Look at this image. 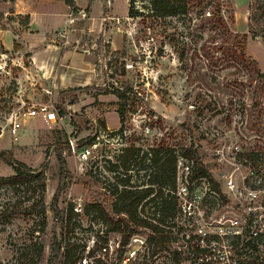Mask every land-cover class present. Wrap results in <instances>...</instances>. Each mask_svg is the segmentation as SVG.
Instances as JSON below:
<instances>
[{"label":"rangeland","instance_id":"1","mask_svg":"<svg viewBox=\"0 0 264 264\" xmlns=\"http://www.w3.org/2000/svg\"><path fill=\"white\" fill-rule=\"evenodd\" d=\"M25 1L18 3L24 5ZM15 2L0 0V154L33 170L40 169L45 179V227L40 235L33 217L26 214L13 216L9 222L0 218V264H11L16 252L31 241L41 244V264H44L50 248L60 241L59 212L67 205L79 215L72 218L67 229V237L78 245L75 264H188L187 255L173 259L169 244L162 247L148 242L151 238L148 230L130 226L128 241L120 246L121 234L109 233L105 224L82 215L84 205L93 201L109 211L113 203L109 191L115 185L120 189L119 180L128 178L131 186L146 187L144 172L137 170L138 157L151 149L191 146L210 177L219 179L222 174H231L237 184L247 183L264 194V175L257 173L260 166H251L253 175L243 181L248 175L246 168L235 170L229 162L219 163L212 155V150L222 145L226 153L228 147L236 145L242 155L264 148V130H250V102L245 100L241 116L237 106L226 103L228 96L212 92L210 95L222 104L221 114L211 116L204 111L197 116L190 105L195 104L196 93L203 94L204 90L199 91L195 83L185 80L187 71L180 69L172 49L165 46L162 56H156L155 51L160 48L157 41L146 38L140 20L124 16L126 0H111L109 9L101 7L100 18L90 32L89 22L76 21L66 32L62 29L45 35L27 30V16L16 14ZM253 3V0H205L204 17L205 12L220 4L224 21L228 25L232 22L230 28L246 33L248 15L253 13L249 7ZM105 16L117 19L118 23L105 24L101 20ZM55 32L65 34V38L56 37ZM211 32L206 23L200 35L206 39ZM62 51L92 57L89 71L76 72L69 67L76 65L69 64L62 67L65 73L61 83L55 71L60 67L56 58ZM245 54L264 73V38L252 40L247 35ZM124 89L130 93L122 104L113 93ZM39 103L55 110L58 117L55 123L39 126L38 116L31 120L22 115ZM119 105L121 130L115 113ZM226 115H230V123L224 120ZM14 120L20 127L11 136L9 129ZM92 145L91 158L86 163L77 162L78 151ZM128 147L138 149L139 153L138 157H131L125 173L120 158ZM10 175L11 168L0 161V177ZM28 196L29 193L24 200ZM5 199L14 201L9 190L0 192V206ZM142 204L144 214L138 216L147 217L150 205L139 203ZM53 205L57 213L52 211ZM259 221L263 234L264 212ZM248 250L249 254L241 256L243 259L255 257L264 264V241L256 249ZM92 258L97 262L93 263Z\"/></svg>","mask_w":264,"mask_h":264},{"label":"trees","instance_id":"2","mask_svg":"<svg viewBox=\"0 0 264 264\" xmlns=\"http://www.w3.org/2000/svg\"><path fill=\"white\" fill-rule=\"evenodd\" d=\"M62 1L67 6H71V0ZM204 1L199 0L194 3L191 0H138V6H136L137 0H127L125 16L128 19L140 20L144 25L143 33L146 34V38L157 41L160 47L155 51L157 57H161L164 53L163 47L172 49L180 69L187 71L185 80L195 83L199 91L204 90L203 94L196 93L195 104L190 105L197 116H201L204 111L211 113V116L221 114L222 104L210 95L213 92L228 96L226 103L229 106H237L241 116L245 110V100H248L250 130L254 131L256 128L257 132L263 131L264 73L256 69L253 60L246 56L245 42L247 35L252 40L258 37L264 38V0H253V5L249 7L253 13L248 15L246 33H237L230 28L232 22L228 25L224 21L220 4L216 5L213 11L205 12L207 16L204 17L206 6L203 4ZM25 18L27 24V17ZM206 23L212 34L203 39L200 33L204 30ZM221 72L226 73L220 76ZM129 93V89H124L114 91L113 95L123 104L127 101ZM115 113L121 130V105ZM224 120L230 123V115H226ZM138 153L139 150L133 147L123 150L120 158L123 172L126 173L129 170L128 162L131 157H138ZM177 155L194 161V175L203 176L207 173L199 163L195 149L191 146L171 145L151 149L138 157L137 170L144 172L146 187L131 186L128 178L119 180L120 189L115 185L109 191V196L113 198L109 211L100 203L93 201L84 205L82 215L92 218L95 223L99 220L108 227L109 233L121 234L120 246H124L128 241L131 233L128 231L130 226L148 230L151 234L148 242H154L162 247L168 245L172 239L171 229L175 227L173 220L176 216V204L165 190L173 187L174 162ZM239 156L244 158L250 166H260L258 172L264 175V148L258 147L255 151L251 150ZM0 161L12 170V175L0 177V192L9 190L14 198L12 202L5 199L2 203L0 218H5L4 222H9V218L19 214L31 216L38 225V232L41 235L45 227L43 202L45 179L40 169L33 170L11 157L3 158L2 154H0ZM28 193L29 196L24 200ZM20 198L23 201H19ZM144 200L145 204H150L149 211L147 217L145 215L139 217L138 214H144V204L139 205ZM24 202L27 203L24 204ZM52 211L57 213L54 205ZM59 214H61L60 241L55 248H50L49 257L44 264H75L78 245L67 237L69 233L67 229L72 218L79 215L73 211L71 205H67ZM126 233L127 235H124ZM256 239L258 244L263 242L264 233L259 234ZM245 246H249V242ZM170 253L174 260L178 259L177 253L174 251ZM41 259V244L31 241L16 252L11 264H41ZM92 261L97 262L96 258H92ZM245 264L260 263L255 258L248 260Z\"/></svg>","mask_w":264,"mask_h":264},{"label":"built area","instance_id":"3","mask_svg":"<svg viewBox=\"0 0 264 264\" xmlns=\"http://www.w3.org/2000/svg\"><path fill=\"white\" fill-rule=\"evenodd\" d=\"M75 1L71 0V6H68V26L64 32L74 22L86 19L91 4L97 3L105 9L111 6V0H82L84 6L79 8ZM101 20L105 24L112 21L118 23L117 19L110 16L102 17ZM54 34L65 38V34L60 32ZM22 115L28 119L39 116L44 124L50 125L58 119L55 110L42 103L35 104ZM19 127L18 122L12 121L9 134L15 136ZM92 147L80 149L75 160L86 163L91 158ZM224 150L223 145L212 150L215 161L229 162L235 170L246 168L248 175L242 178L243 181L253 175L250 170L252 167L239 156L236 145L228 147L227 153ZM174 170L173 187L165 190L176 204L175 227L171 229L172 239L169 243L171 252L177 253L178 257L187 255L188 264H245L247 260L241 256L243 253L249 254L248 248L256 249V238L262 234L263 225L259 224V217L264 212L262 191L247 183L237 184L231 174H222L219 179L207 173L196 176L194 161L184 156H176ZM258 177L261 175L258 174ZM217 212L221 214L215 215ZM174 229L178 232L175 231L173 235ZM248 242L249 246H245Z\"/></svg>","mask_w":264,"mask_h":264},{"label":"crops","instance_id":"4","mask_svg":"<svg viewBox=\"0 0 264 264\" xmlns=\"http://www.w3.org/2000/svg\"><path fill=\"white\" fill-rule=\"evenodd\" d=\"M75 3L79 8L84 6V2L82 0H76ZM14 6L16 14L27 16V30L37 35H45L46 32L62 30L68 26L67 14L69 13V9L62 0H26L24 5H20L18 0H16ZM125 14L126 11L124 16ZM100 15L101 6L97 3L91 4V6L87 9L86 19L83 20L85 22H89L90 27L87 28L88 32L92 31L93 27H96L94 24L97 23ZM4 50L7 49L4 48ZM56 60H58L60 67L55 71V75L56 77L59 76L61 83L64 72V68L62 67H68L69 64H73L76 66L70 65L69 67L71 70L73 69L76 72H78V70L87 72L92 65V57H89V55L73 56L70 55L68 51L59 52ZM77 63H82V66L78 67ZM87 78L89 80V77ZM85 84L86 83H83L82 85L85 86ZM38 123L39 126L43 124L40 117Z\"/></svg>","mask_w":264,"mask_h":264}]
</instances>
